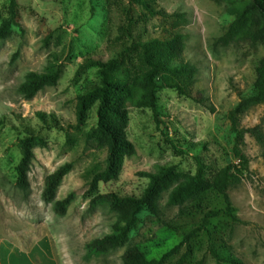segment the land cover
Listing matches in <instances>:
<instances>
[{"label":"rangeland","instance_id":"rangeland-1","mask_svg":"<svg viewBox=\"0 0 264 264\" xmlns=\"http://www.w3.org/2000/svg\"><path fill=\"white\" fill-rule=\"evenodd\" d=\"M139 1L16 0L15 22L0 37V264H123L132 248L161 259L156 264L183 254L184 264H264V145L249 134L237 144L227 119L253 93L264 46L219 41L246 0ZM9 18V0H0V25ZM138 43L175 68L160 70L158 82L187 81L202 102L161 88L157 126ZM114 58L105 73L88 66L75 74L89 61ZM57 70L56 82L32 97L19 91L29 73ZM94 85L113 87L84 100ZM38 111L56 123L43 124ZM263 117L264 105H255L240 126ZM25 149L34 157L22 191L15 166ZM196 157L205 165L201 186H191ZM228 165L235 217L220 212L192 233L206 212L225 208L217 184ZM61 167L53 200L44 201V180ZM63 198L57 214L53 201ZM117 224L127 229L123 244L88 255L86 245Z\"/></svg>","mask_w":264,"mask_h":264},{"label":"trees","instance_id":"trees-1","mask_svg":"<svg viewBox=\"0 0 264 264\" xmlns=\"http://www.w3.org/2000/svg\"><path fill=\"white\" fill-rule=\"evenodd\" d=\"M140 2L139 0H136ZM244 6V7H243ZM15 7L16 0H9V13L10 18L0 25V37L3 32L9 27L10 23L15 22ZM243 7V8H242ZM240 9V11L236 14L234 20L227 28L225 33L219 38V41L222 44H237L239 46H246L247 49L251 51H255L258 45L264 46V0H246L241 1L238 7H235L234 10ZM138 45L143 50V58L145 63L149 66V71L146 73L147 82L150 86V99L146 106H148L152 112L153 118L155 120L156 125L158 126L160 121L158 118V111L156 107V93L164 87L175 88L177 92L181 95H185L186 97L193 98L196 95L193 94L192 88L187 81L182 79H171L166 83H160L156 80V74L160 70L167 69L168 71H173L175 68L172 67H164L159 61L152 60L147 53V47L143 43H138ZM123 52L121 53L122 56ZM119 58L111 59L107 62L101 61H89L87 64L79 67L75 74H78L81 69L88 66H98L100 70L105 73L107 70H110L114 63L118 62ZM254 82H253V93L248 96H244L240 98V101L227 113V119L230 122L231 131L235 134V141L237 144H241L243 141V136L245 134H249L255 140L264 145V117L261 119L262 123L255 124L251 127H241L240 121L241 118L247 113V111L255 106L262 104L264 105V57H260L254 61ZM59 77V71H55L52 74H38V73H29L28 80L22 82L18 89L21 93L24 94L25 97H32L38 89H40L43 85L55 83ZM113 87L112 85H103V86H88L84 91V100H88L90 98H94L99 94L104 95L105 91L108 88ZM199 94V93H198ZM202 95L199 94L198 99L193 98L194 100H201ZM36 116L42 121L43 124L56 123L54 115L52 113H45L43 111H38ZM30 132V131H29ZM32 137V133H30ZM116 149V143L114 141V137L111 136V146H110V157L108 158V169L111 168V156L114 150ZM237 157H239L245 165L247 159L243 155L241 151L236 152ZM33 152L30 149H25L22 152V156L20 157L18 163L15 166V185L22 191H25L29 188L28 181V171L30 167V163L33 159ZM229 165L221 169L219 172V180L217 184L218 191L222 194L225 208L222 210H210L204 214L202 217L201 224L199 227L194 229L192 233L202 229L209 223V219L215 217L220 214V212H224L225 214L235 217L234 209L231 205L230 196L227 192L229 186L228 174H229ZM205 165L201 162L199 157H196V171L191 180V186H201L204 183L203 173H204ZM64 173V167L59 168L52 174L48 175L44 180V187L41 193L42 199L44 201L53 200V194L55 187ZM151 190V189H150ZM108 196V195H107ZM68 203V198L57 199L53 201L52 209L57 214H63L66 205ZM117 232L108 233L100 237H96L92 239L87 245V253L91 254H99L107 252L108 250L120 246L123 244L126 237V227L116 225ZM178 246H175L177 248ZM186 254H183L175 264H184ZM124 263L123 264H156L157 261L155 259H147L142 251L137 248L128 249L123 254ZM197 264H202L200 260Z\"/></svg>","mask_w":264,"mask_h":264}]
</instances>
